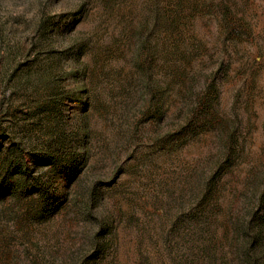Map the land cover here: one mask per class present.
I'll return each instance as SVG.
<instances>
[{"label": "rangeland", "instance_id": "374dc122", "mask_svg": "<svg viewBox=\"0 0 264 264\" xmlns=\"http://www.w3.org/2000/svg\"><path fill=\"white\" fill-rule=\"evenodd\" d=\"M0 264H264V0H0Z\"/></svg>", "mask_w": 264, "mask_h": 264}, {"label": "trees", "instance_id": "16d2710c", "mask_svg": "<svg viewBox=\"0 0 264 264\" xmlns=\"http://www.w3.org/2000/svg\"><path fill=\"white\" fill-rule=\"evenodd\" d=\"M15 174L21 175V176H26L25 169L23 168V157L21 154H17L15 158Z\"/></svg>", "mask_w": 264, "mask_h": 264}]
</instances>
